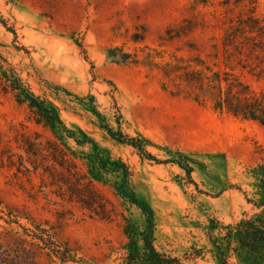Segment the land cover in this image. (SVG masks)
I'll return each mask as SVG.
<instances>
[{"label":"rangeland","instance_id":"obj_1","mask_svg":"<svg viewBox=\"0 0 264 264\" xmlns=\"http://www.w3.org/2000/svg\"><path fill=\"white\" fill-rule=\"evenodd\" d=\"M1 65L74 137L5 91ZM227 97L264 109V0H0L2 255L19 247L16 221H34L76 264H124L149 224L137 197L160 251L221 264L211 221L264 214V123L218 106ZM51 237L25 244L28 264H63Z\"/></svg>","mask_w":264,"mask_h":264},{"label":"trees","instance_id":"obj_2","mask_svg":"<svg viewBox=\"0 0 264 264\" xmlns=\"http://www.w3.org/2000/svg\"><path fill=\"white\" fill-rule=\"evenodd\" d=\"M13 32L17 35L15 30H13ZM20 49H25L28 52L25 46H22ZM1 68L3 69L2 84L5 91L8 92V90L11 89L20 102L30 101V106L37 110L43 120L56 126H63L65 131L69 133L68 135L70 137H74L70 134L58 108L52 102L42 99L33 90H31L15 68H9L5 65H1ZM218 80L221 86L222 82L220 79ZM225 105L228 107L229 111L235 115L251 117L255 120H261L264 123V109L259 110L258 101L252 102L248 99L244 104L238 105L230 102L229 97L225 98V100L220 98L218 100V106L222 107ZM106 127L110 134H112L115 138L138 149L144 159L162 162V160L148 150V140L145 137H130L122 132L116 134L112 127L109 125ZM76 140L80 141L78 139ZM90 140L91 138H86L85 141ZM98 158L102 167L107 168L108 162L101 158L100 155H98ZM179 163L181 166L184 165L182 164L183 162ZM113 164L118 168L125 169L126 174L129 173L126 164L121 162H113ZM187 171L190 176V167ZM133 199L148 215L149 224L147 229L141 232L143 235V247L136 246L132 248L125 256L124 264H185L181 257L172 256L171 254L162 252L157 248L154 239V212L146 202L141 201L137 197H133ZM261 205H264V203H261ZM13 222L14 220L12 219L8 221V223ZM16 223L24 229L23 234L19 232L14 233L11 230L13 235L18 240L17 244L19 243V247L14 249V255L8 254L3 256L2 253L4 251H0V264H28V250L25 244L33 243L41 246L51 237L50 231L47 228L34 223V221H32L33 227H27L18 220ZM211 223L212 225L210 230L215 231L218 229L219 234L222 235V238H214L213 241L216 245L215 253L217 254L221 264H264V214H260L256 217H248L232 223H225L217 218H214ZM51 240L52 253L58 257L63 264H68L69 261H73L74 264L79 262L77 258H73L72 260L68 251L55 242L53 237H51ZM234 257H237L240 260V263H232L231 260ZM86 263L89 264L87 261Z\"/></svg>","mask_w":264,"mask_h":264}]
</instances>
